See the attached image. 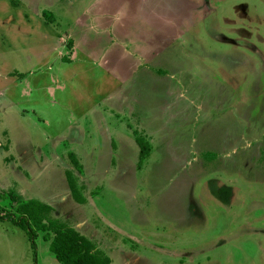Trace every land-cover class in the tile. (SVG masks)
Returning <instances> with one entry per match:
<instances>
[{
    "label": "rangeland",
    "instance_id": "obj_1",
    "mask_svg": "<svg viewBox=\"0 0 264 264\" xmlns=\"http://www.w3.org/2000/svg\"><path fill=\"white\" fill-rule=\"evenodd\" d=\"M170 1H102L127 23L100 16L104 61L114 65L135 39L152 45L153 66L118 72V86L116 73L82 63L66 34L96 0H0V213L42 200L111 264H264V0ZM135 12L149 24L137 27ZM35 64L56 80L53 70L25 76ZM110 91L112 105L93 115L106 111L112 134L98 135L89 115L94 148H76L80 172L71 144L54 136ZM138 136L152 147L142 168ZM37 244L38 264H60L44 233ZM0 264H34L26 233L10 222H0Z\"/></svg>",
    "mask_w": 264,
    "mask_h": 264
},
{
    "label": "crops",
    "instance_id": "obj_2",
    "mask_svg": "<svg viewBox=\"0 0 264 264\" xmlns=\"http://www.w3.org/2000/svg\"><path fill=\"white\" fill-rule=\"evenodd\" d=\"M102 1L103 0H96V2L94 3V4L98 3L99 8L92 7L94 4L89 5V7L87 5L85 8H83V10H82V13L84 12L83 18L79 15L74 16V19L70 24H71V27H75V33L70 28L69 29L67 28L66 34L67 35L70 34L73 37L72 40L75 42L76 48L79 51V54H80L79 58L82 59V60H80L82 63L92 65V66L95 65V67L98 71L103 72L105 74V76L108 75V77L113 75L114 73H116V76H114V75L113 76L118 79V86H120L123 84L122 82H124L123 80H125V79L124 78L122 79L121 76L118 75V72H123V71H125V72H136V71H138V67L140 64L141 65L142 64L143 65L150 64L151 66H153V64H152L153 62L151 61L153 58L152 50H151L152 45H150V41H147V39L144 40V39L138 38V40L135 39V41H134L135 43L140 42L139 44H137L135 46V50H132L131 46H130V48L129 47L128 48L122 47L121 56L119 58L125 59L126 61L120 68H117L113 72L110 67H111V65L115 66L117 64V61L119 58L114 60V65L111 62L108 64L106 62V60L105 61L103 60L104 59L103 50H105V49L103 48V38H104L103 33H104V31H103L102 27L105 25V21H104L105 17L101 18L100 16L103 17V16H105V14L112 16L116 21L115 24L120 23L119 20H121V23L123 25H126L127 23H126L125 19L117 16V10L111 9V7L109 5L104 6ZM176 1H178V0H171L168 3L174 4V2H176ZM163 8L165 10L164 6H163ZM118 15L120 16L121 14L119 13ZM134 18L142 19L140 21L141 24H139V26H137L139 28L141 27L142 24H145V25L147 23L149 24V20L147 19L146 16H143L141 12H139V13L135 12V15H133L132 20ZM108 27H109V32L114 33V30H115L114 26L111 24V25H108ZM139 28L137 30H132L131 34H130V32H123V35L126 34L125 37L135 36V35L137 36L136 32L139 30ZM119 33L120 32L116 31V34H119ZM87 37L93 38V41H97L98 44L97 45H91L92 47L90 49L88 47L90 38L84 40ZM60 39H62V38H60ZM61 41H63V39ZM74 52H76V51H74ZM149 60L151 61V63L148 62ZM34 62H36V60ZM142 62H144V63H142ZM141 65H140V67H141ZM35 66H36V68H34L33 71H31L33 68L27 69V71H25V72H29V74L27 73L25 76H27V75L30 76L31 73H33V77H35L37 75H40L41 73L43 75V74H46L45 72H50L53 70V69H51L52 67H49L50 68V70H49L48 67H42V66H39L38 64H35ZM47 66H48V64H47ZM128 67H132V69L130 71L126 70ZM26 68H28V67H26ZM53 71H55V70H53ZM54 73L55 74L53 77L55 78L54 79V81H55L57 78L56 71ZM106 80L109 81L107 78H106ZM54 81L52 80V82H54ZM36 88H37V91H42V92H45V94H47L46 91H44V89L47 90L48 87L40 86L38 84V85H36ZM116 91H117V89H116ZM116 91H113V94L116 93ZM111 92L112 91H110L108 93V95H105L104 97H102V99L100 101H98V103L93 104V106L91 108H89L87 110H83V111L81 110V115H76L74 112L73 113L74 116H71L72 119L70 121H68L66 128L64 129L62 127V129H60V130H58V132H56V135L54 137L57 138L59 136H61V137L64 136L68 140V143L71 144V146H72L71 150L74 153L77 151V149L81 148L80 146L86 147V150H87L88 147L92 146L91 144H94V143H90V142L86 141L90 138L88 135L94 136L93 133L88 130V125L86 124V121L89 120V118H88L89 115L92 116V120H90V125H92L94 127L95 132L98 135H100L101 137L106 136L107 134L111 135L112 129H111L109 123H107L108 122L107 118L104 115L107 112L106 111L103 112L102 108L100 109L101 117H102L101 119L98 117L96 118L97 115H93L95 113L94 111H99L97 109L99 108L100 103L103 105H106V106L112 105L111 96L113 94H111ZM49 97H51V96H49ZM28 98H30V97H28ZM27 100H29V99H27ZM52 101L53 100H50V102H52ZM62 102L64 103V106H65V104H69V102L68 101L66 102L65 100H61V103ZM58 104H60V103H58ZM110 111H112V110L110 109ZM110 111H108V112H110ZM78 134L81 135L83 138L81 143L78 140L75 141L76 135H78ZM29 199H33V198H29Z\"/></svg>",
    "mask_w": 264,
    "mask_h": 264
},
{
    "label": "trees",
    "instance_id": "obj_3",
    "mask_svg": "<svg viewBox=\"0 0 264 264\" xmlns=\"http://www.w3.org/2000/svg\"><path fill=\"white\" fill-rule=\"evenodd\" d=\"M44 16L50 24L53 23L55 19L53 12L47 10ZM136 141L140 146L138 167L142 168L152 147L142 136H138ZM69 157L74 167L81 172L83 166L76 153L70 152ZM66 177L72 197L77 203L84 204L86 198L76 176L69 170ZM53 210V206L38 199L19 201L15 212L0 213V222H10L26 233L33 250L34 264H38L37 239L40 232L44 233L50 242V250L60 264H111V258L98 249L92 240L76 228L53 217Z\"/></svg>",
    "mask_w": 264,
    "mask_h": 264
}]
</instances>
